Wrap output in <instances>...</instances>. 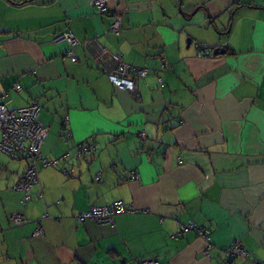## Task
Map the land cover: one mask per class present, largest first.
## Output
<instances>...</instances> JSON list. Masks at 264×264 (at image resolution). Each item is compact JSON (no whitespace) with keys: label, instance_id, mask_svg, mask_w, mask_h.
Listing matches in <instances>:
<instances>
[{"label":"crops","instance_id":"crops-1","mask_svg":"<svg viewBox=\"0 0 264 264\" xmlns=\"http://www.w3.org/2000/svg\"><path fill=\"white\" fill-rule=\"evenodd\" d=\"M106 3L100 16L90 0H0L7 107L36 99L41 156L72 170L38 162L22 205L24 163L0 154V264H222L236 241L248 256L234 264H264V0ZM117 13L119 35L105 34ZM62 31L147 73L132 92L116 88L92 45L66 57L52 42ZM82 141L95 147L78 159ZM116 201L135 212L112 226L73 219ZM188 223L208 239L179 230Z\"/></svg>","mask_w":264,"mask_h":264},{"label":"built area","instance_id":"built-area-1","mask_svg":"<svg viewBox=\"0 0 264 264\" xmlns=\"http://www.w3.org/2000/svg\"><path fill=\"white\" fill-rule=\"evenodd\" d=\"M107 0H90V4L94 7L98 15H104L108 11ZM121 29V16L119 13L111 18V22L105 34L118 36ZM52 42L55 44L65 43L67 45L65 55L74 63L77 61L75 48L80 46L92 45L96 55V60L103 65H107L110 69L107 73L108 81L116 88L134 91L136 81L139 77H143L147 73V69L138 68L125 63L121 56L109 53L104 47L93 40L81 42L71 31H62L56 33ZM205 50L200 51L204 53ZM160 85L162 81L159 79ZM13 92L19 93L21 86L15 82L12 85ZM8 93L0 90V154L5 155L9 159H18L24 163V171L21 181L14 186V189L21 191L23 196L20 203L25 205L30 199L29 190L32 186L39 182L37 163L40 162L42 167H52L58 169L65 176H72V170L58 168L57 160L44 158L40 154L41 145L47 135V127L40 121V106L36 99H31L25 106L10 109L7 107ZM141 142L145 140L143 132L139 131ZM91 147L86 141H82L77 145L76 158L89 157ZM95 181L100 180V173L94 177ZM130 180H139V175L135 172L130 173ZM39 196L42 193L39 192ZM125 212H135L132 206H125L121 202H113L105 206H91L89 209L78 212L74 217V221L82 223L91 220L97 225L114 224V217ZM15 225L21 226L24 223L23 216L13 214L10 216ZM180 231L191 230L196 235L207 238L208 231L202 230L194 223L183 224ZM180 234V232H179ZM248 253L243 245L236 241L223 250L222 264H234L236 259H247ZM138 264H158L155 258L141 259Z\"/></svg>","mask_w":264,"mask_h":264},{"label":"water","instance_id":"water-1","mask_svg":"<svg viewBox=\"0 0 264 264\" xmlns=\"http://www.w3.org/2000/svg\"><path fill=\"white\" fill-rule=\"evenodd\" d=\"M223 52H224L223 49H215L214 50V53H223ZM88 144L90 145L91 150H93V148L95 147L94 143L93 142H89Z\"/></svg>","mask_w":264,"mask_h":264},{"label":"rangeland","instance_id":"rangeland-1","mask_svg":"<svg viewBox=\"0 0 264 264\" xmlns=\"http://www.w3.org/2000/svg\"><path fill=\"white\" fill-rule=\"evenodd\" d=\"M6 159H8V158H6ZM14 160H18V159H14ZM19 161H21V160H19ZM20 163V162H19Z\"/></svg>","mask_w":264,"mask_h":264}]
</instances>
